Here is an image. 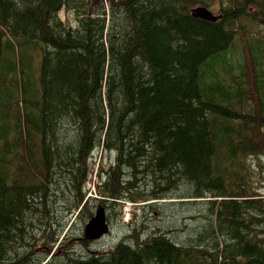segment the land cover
Returning a JSON list of instances; mask_svg holds the SVG:
<instances>
[{"label":"trees","instance_id":"obj_1","mask_svg":"<svg viewBox=\"0 0 264 264\" xmlns=\"http://www.w3.org/2000/svg\"><path fill=\"white\" fill-rule=\"evenodd\" d=\"M214 3L217 23L192 16ZM63 9L75 24L60 20ZM249 17L264 28V0H0L12 38L44 46L38 93L30 97L24 82V114L10 126L11 90L20 95L26 78L2 59L0 35V264H264V194L248 189L246 166L256 159L264 177L262 41L246 45L249 59L233 55L237 36L246 38L237 23ZM245 100L253 114L242 118ZM11 127L27 154L30 133L40 136L46 177L21 161L26 177L10 181L2 145ZM97 151L115 160L84 203ZM180 192L199 208L171 212L170 222L198 210L183 222L192 230L143 229L146 211L171 206ZM97 204L120 219L132 204L146 219L124 223L130 234L99 254H52L66 242L89 248L81 225Z\"/></svg>","mask_w":264,"mask_h":264},{"label":"rangeland","instance_id":"obj_2","mask_svg":"<svg viewBox=\"0 0 264 264\" xmlns=\"http://www.w3.org/2000/svg\"><path fill=\"white\" fill-rule=\"evenodd\" d=\"M215 5L216 3L210 6L209 8L211 10L210 9L209 10L213 14L218 16L220 12L219 11L220 7L218 4L216 6ZM66 13L67 12L64 9L59 13L60 20L64 21V23L69 22V24H75L74 16L67 15ZM252 21L253 19L249 17L248 20L245 19V21H243L242 23H239V22L237 23L238 29L241 30L242 34L245 31L246 38L243 35L237 36L236 41L233 45V50H234L233 55L235 56L236 61H242L243 57H246L247 59H249V57L246 55V51L244 52V50L246 49V45L248 44V46H250V42L255 43V41H262L260 45V50L262 51L261 57L263 59L262 61L263 63L261 64V67L264 70V28L259 26L258 24L253 23ZM3 25L4 23L0 21V35H1L2 44L4 46L2 59L5 60L8 64L10 63L16 64V67L19 70H24L25 78H26V81L25 80L22 81L20 77V82H18L20 86V90H21L20 95L18 92L14 91V89L11 90V94L14 97L15 105L10 107L9 111H12L13 113L15 111V116H16L15 119H13L10 122V126H11L13 123L18 122L20 119H22L23 114H24L23 106L21 105L24 82L26 84L28 95L31 93V95H29L30 97L34 95V89H36L38 93L39 85H40L39 78L41 75V69H43L44 46L43 45L41 46L42 51L39 48L31 49L30 45L23 43V38H19V39L12 38V35L9 33V31L6 28H4ZM8 41L12 43L13 45L9 44ZM5 48H7V50H5ZM251 57H252V53H251ZM31 86H32V89L30 90ZM0 92L4 93L2 90H0ZM7 103H10V102L7 100ZM243 106H246V107H245V110H242V114H241L242 118H246L245 114H248L246 112L248 111V109H249V114H253L252 110H250L252 108L248 106L247 100L243 102ZM14 109H17V110H14ZM30 136L34 140V147L32 148L35 149V151L33 153L30 152V154L26 153L28 150H25V151L23 150V147L25 145L21 144L20 135L12 127H11V132L7 138L8 139L7 143L2 145V147L7 146L6 162L7 160L10 162L9 163V171H10L9 177H10L11 182H14L18 177H21L22 179L26 177L27 173L24 172L21 161L23 162L25 167L32 169L34 165L35 167H37V173L42 170L45 177L47 176L46 170L40 167V160H39L41 156L40 136L35 135L33 133H30ZM28 140H29V137L27 138V141ZM15 147H17V152H16L15 157L19 156L18 159L14 157L11 158L12 156L11 150L15 149ZM32 148L30 149V151L32 150ZM114 160H115V156L110 155L109 157L108 153L106 155L105 154L102 155L101 151L100 152L97 151L95 153V158L89 161L90 172L88 175V182H87L86 189L87 191L90 190V192H88V196L84 203H87V200L89 197H95V195L97 194V187L99 186L98 184L101 182L100 181L101 170H103V173L105 174L109 169L110 163ZM246 162H247L246 166L248 168V172H249V169L251 170V176L248 178V189L251 188L252 185L254 186L255 189H259L260 187H262L263 189L262 193L264 194V177H258L256 173L257 172L256 168L258 167L257 160L254 158H251V159H247ZM223 164L227 166L229 162L223 161ZM30 174H34V173H30L28 171V175ZM57 190H58L57 188L56 189L53 188V191H57ZM91 191L92 192L95 191L94 194H89L91 193ZM174 196H176L178 199H173V200L165 202V203H171L170 204L171 206H166L164 207V209H161L165 213V216H164V213L162 216L160 215L159 211L161 210L152 211L148 209L146 211V213L149 215V220L147 219L148 221L145 223V226L143 227V229H147V230L149 229V233H160L161 231H163L162 229H164L165 227H169V226L176 227V228H173V231L180 230L179 228L182 225L183 228L189 231L192 230L193 224L191 225H189V223L183 224V222H185L187 218L190 219L189 218L190 215H193V217L197 216L198 210H191L190 214L188 215L184 214L183 217L180 216L181 220L183 221H179L177 224L170 222V219L172 216L171 212L172 213L173 212L183 213L182 211H188L187 208H193V209L199 208L198 206H195V205H199V203H195L192 200L185 199L186 194H184L183 192H180L179 194H176ZM138 209L139 208H134L133 205L131 204L122 205L121 212H117V213L122 214L121 219H120L119 214L118 216L114 215L113 217L112 213L110 214V216H108V214L105 212L106 213L105 217L107 215L106 224L109 228V232L101 240L90 241L89 239H86V236H85L86 225L83 227L81 225V228L83 230V236L86 239V242L89 248H86L81 243L80 244L82 246L78 245L79 243L66 242L59 249H57L58 247L55 248L52 254H55V255L62 254V252H66L69 249L75 247V250L78 251L77 252L78 254L84 251L86 252V254L90 253V254L96 255V254H99L100 252L113 248L115 245H117L121 240H123L124 237H126L131 232L129 226L125 225L127 224L126 219L131 221V219L133 218L135 219L137 217L134 227H139V224L144 221L145 212L142 210H138ZM104 210L105 209L102 204H97L95 215H93L92 218L96 216V213L100 211H104ZM80 212L81 210L74 213V216L70 218V225L65 231L66 233L72 227L73 223H75L73 227L75 229L78 228V226H76V223L78 222L77 216L79 215ZM108 217L110 221L108 220ZM154 221H157V222H154ZM124 225L126 226V228L123 227ZM180 235L182 234L176 233L175 237H179ZM36 238L38 239V235ZM187 238H190V237L188 236ZM37 244L38 242L36 243V245Z\"/></svg>","mask_w":264,"mask_h":264},{"label":"water","instance_id":"obj_3","mask_svg":"<svg viewBox=\"0 0 264 264\" xmlns=\"http://www.w3.org/2000/svg\"><path fill=\"white\" fill-rule=\"evenodd\" d=\"M192 16L209 23H217L222 19V16L214 15L209 9L204 7H197L192 10ZM101 212V213H100ZM96 213V216L86 225L85 236L90 241H99L109 232L106 224L105 210Z\"/></svg>","mask_w":264,"mask_h":264},{"label":"bare ground","instance_id":"obj_4","mask_svg":"<svg viewBox=\"0 0 264 264\" xmlns=\"http://www.w3.org/2000/svg\"><path fill=\"white\" fill-rule=\"evenodd\" d=\"M194 9H195V8H194ZM207 9H208V8H207ZM61 11H62V10H61ZM61 11H60V12H61ZM59 18H60V16H59ZM63 22H64V21H63Z\"/></svg>","mask_w":264,"mask_h":264}]
</instances>
